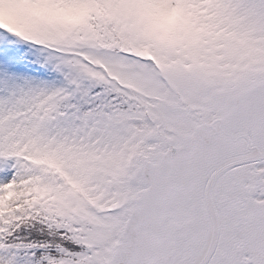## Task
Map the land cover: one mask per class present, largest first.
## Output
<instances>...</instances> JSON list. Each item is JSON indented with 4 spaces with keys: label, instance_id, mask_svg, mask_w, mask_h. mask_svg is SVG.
<instances>
[{
    "label": "snow or ice",
    "instance_id": "snow-or-ice-1",
    "mask_svg": "<svg viewBox=\"0 0 264 264\" xmlns=\"http://www.w3.org/2000/svg\"><path fill=\"white\" fill-rule=\"evenodd\" d=\"M0 264H264V0H0Z\"/></svg>",
    "mask_w": 264,
    "mask_h": 264
}]
</instances>
